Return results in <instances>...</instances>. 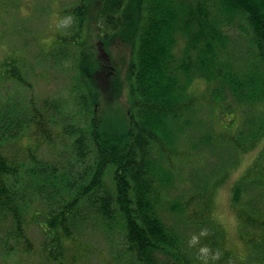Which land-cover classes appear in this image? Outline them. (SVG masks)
<instances>
[{
	"label": "trees",
	"instance_id": "trees-1",
	"mask_svg": "<svg viewBox=\"0 0 264 264\" xmlns=\"http://www.w3.org/2000/svg\"><path fill=\"white\" fill-rule=\"evenodd\" d=\"M90 1L68 11L75 22L56 42L78 50L73 114L58 100L51 105L63 124L33 98L16 110L0 105V253L37 257L29 232L38 227V264H79L92 252L84 238L93 233L120 264H205L166 218L168 190L180 164L193 166L208 148L239 156L264 137V0H96L92 17ZM235 27L246 42L229 33ZM117 39L130 49L125 77L105 51ZM10 64L0 81L26 84L23 67ZM125 88L130 101L119 127L113 111ZM237 112L239 121L225 120ZM218 184L206 181L173 211L208 224ZM231 191L246 259L264 264V149ZM212 248L223 250L217 264L232 257L217 240Z\"/></svg>",
	"mask_w": 264,
	"mask_h": 264
},
{
	"label": "rangeland",
	"instance_id": "rangeland-1",
	"mask_svg": "<svg viewBox=\"0 0 264 264\" xmlns=\"http://www.w3.org/2000/svg\"><path fill=\"white\" fill-rule=\"evenodd\" d=\"M81 0H0V73L3 72L5 62H10L11 66L23 67L22 74L27 80L26 84L15 80L0 81V105L4 104L13 110L28 107L31 98L36 105L42 108L53 117H57L63 124L65 118H60L54 112L51 102L54 100L64 101L61 107L65 110L64 115H71L77 109L76 94L78 82L82 77L79 68L78 50L74 46L59 47L61 31L69 28L60 26V20L67 16L74 17L68 12L74 5H78ZM91 17L96 13L98 4L96 0L90 1ZM75 22V18H74ZM236 21L234 25L239 23ZM95 31V27H90ZM229 33L239 41H247V33L235 27ZM89 39L102 43L105 41L96 33L88 32ZM56 43V44H55ZM54 46L59 49L54 51ZM105 46V51L111 60L115 70L125 77L127 74V64L130 58V49L119 39L112 44ZM98 50V48L96 49ZM3 74H0L2 76ZM109 85V84H108ZM206 85L201 84L199 91H204ZM207 97V92L203 93ZM128 89L125 88L123 96L119 99L115 113L116 124L120 127L125 117V109L129 106ZM104 107V105H102ZM235 103L233 102V107ZM100 112V109H99ZM241 112L244 111L241 108ZM241 112L230 113L225 116L226 121H239ZM220 113H218L219 115ZM101 115V113L99 114ZM104 116V113L102 114ZM217 113H213L210 118L214 119ZM209 116L205 112V117ZM235 125L230 126L233 130ZM57 128H55L56 130ZM66 140H69L66 137ZM191 140L186 137L183 147L189 149ZM46 149L51 156L50 150ZM64 148V149H63ZM205 148V147H203ZM201 148L200 150H202ZM66 147L58 145L54 152L60 160L66 158ZM264 149V137L258 143L256 149L248 153L237 156L235 153L225 148L212 150L208 148L202 153L193 166L186 163L180 164L179 170L175 174L176 183L168 190V201L166 202V218L169 222L178 224L181 228L182 236H187L189 253L195 255V259H201L205 264H217L223 253L222 249L213 250L212 242L217 240L222 247L227 248L232 253V257L220 264H255L247 260L246 242L240 235V224L237 214L231 204L232 186L253 166L254 161ZM233 158L235 161L233 162ZM228 170V177L223 174ZM199 177V178H197ZM197 178V179H196ZM212 178V179H211ZM196 179V180H194ZM194 180V182H193ZM206 181L209 183L220 182L210 205L211 213L208 224L199 228L195 222L190 221L173 211L178 202L193 195V190L203 187ZM215 219V221L213 220ZM34 242V256L26 261L27 257L16 253L12 258L0 253V264H38L41 260V240L42 235L38 227H32L30 232ZM216 233V234H214ZM199 237L197 243H191L193 236ZM214 237V239H211ZM207 238V239H206ZM91 247V254L79 264H120L115 260L113 252L104 238L96 233L86 236ZM225 242V243H224ZM202 247L207 248V252L200 251ZM32 260V261H31ZM37 262V263H36ZM173 264V263H172ZM198 264V263H197Z\"/></svg>",
	"mask_w": 264,
	"mask_h": 264
},
{
	"label": "clouds",
	"instance_id": "clouds-1",
	"mask_svg": "<svg viewBox=\"0 0 264 264\" xmlns=\"http://www.w3.org/2000/svg\"><path fill=\"white\" fill-rule=\"evenodd\" d=\"M59 23H60V26H62V27H65V28L70 27L74 23V17L69 15L66 18H63L62 20H60ZM198 239H199V237L194 235L191 239V243H193V244L197 243ZM200 251L203 253H206L208 250H207V248L202 247L200 249Z\"/></svg>",
	"mask_w": 264,
	"mask_h": 264
}]
</instances>
